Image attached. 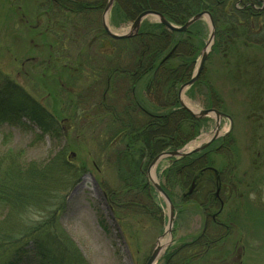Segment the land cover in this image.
<instances>
[{"label": "rangeland", "instance_id": "obj_1", "mask_svg": "<svg viewBox=\"0 0 264 264\" xmlns=\"http://www.w3.org/2000/svg\"><path fill=\"white\" fill-rule=\"evenodd\" d=\"M44 5L47 0H0V84L7 78L22 87L56 117L61 134L58 138H41L40 129L28 121V126L21 128L2 124L0 153L10 149L22 152L27 163L38 165L48 164L62 151L66 158L74 154L70 162L86 166L87 172L63 194V212L57 223L79 249L84 264H146L157 242L170 239L169 234L162 237L169 221V206L153 185L156 182L162 187V174L173 158L165 157L151 169L152 162L144 167L160 207L153 217L160 221L131 216L127 211L117 215L107 195L108 190L122 187L105 148L113 136L105 137L106 125L96 119L103 113L98 104L107 86L101 68L114 54L109 39L95 27L102 21L104 10L93 15L95 23L88 19L89 26L84 30L77 18L71 22L49 21ZM51 13L57 10L53 7ZM146 21L157 22L152 18ZM203 22L207 29L195 41L200 51L210 35L208 20ZM130 25L111 26V30L125 34ZM240 42L227 51L222 47L211 51L202 72L203 85L194 91L195 100L187 93L183 96L185 103L197 111L217 109L232 121L221 122V135H227L229 150H212L214 168L233 167L235 174L234 192H223L221 196L225 200L223 218L230 220L232 216L236 225L222 242V252L219 248L212 253V258H220L216 264H264V48ZM200 61L201 54L196 66ZM206 85L215 93L211 98L206 94ZM207 120L185 152L210 140L216 116L210 115ZM185 190L168 195L176 208V218L166 253L189 241L203 226L200 215L187 207L190 201L183 198ZM29 219L41 218L32 211L26 217ZM241 248L244 254L239 258ZM164 256L157 264H164Z\"/></svg>", "mask_w": 264, "mask_h": 264}, {"label": "trees", "instance_id": "obj_2", "mask_svg": "<svg viewBox=\"0 0 264 264\" xmlns=\"http://www.w3.org/2000/svg\"><path fill=\"white\" fill-rule=\"evenodd\" d=\"M106 4L107 0H47L44 12L50 16L49 21L71 22L77 18L85 30L89 26L87 20L95 23L93 15L105 10ZM53 7L57 13H51ZM146 11L158 12L176 26L208 12L216 26L212 51L220 47L226 51L233 49L239 41L264 48V0H115L110 24L121 28ZM95 27L114 48L109 64L101 68L107 86L98 104L103 113L96 118L106 125L104 136H113L105 148L122 185L119 190H108L107 195L117 215L127 211L131 216L153 219L156 218L153 212L157 215L160 207L145 165L164 152L185 148L200 135L208 121L197 120L179 102V89L192 78L201 54L200 44L195 41L207 26L201 20L187 32H172L159 22L144 21L137 36L123 40L109 38L101 22ZM201 77L187 92L193 100L194 91L203 85ZM206 94L210 98L215 95L209 85ZM208 103L213 105L210 99ZM27 121L40 129L41 138H58L61 134L53 114L22 87L4 79L0 84V125L21 128L28 126ZM228 143L226 138L227 150ZM61 153L43 165L27 163L22 152L10 149L0 153V264H84L79 249L57 219L63 212V194L87 169L73 165L70 157ZM198 155L178 160L164 171L162 187L169 196L178 189L186 191L200 169L214 168L212 152L207 158ZM232 169L216 170L231 181V177L235 179ZM204 179H207L206 195L198 203L208 207L213 204L211 191L215 192V178L210 175ZM32 211L41 219L26 220ZM228 221L224 240L231 236L232 226L236 225L232 216ZM213 235L207 231L201 243L187 241L172 247L163 258L164 264H216L220 258L211 255L219 245L210 241Z\"/></svg>", "mask_w": 264, "mask_h": 264}, {"label": "water", "instance_id": "obj_3", "mask_svg": "<svg viewBox=\"0 0 264 264\" xmlns=\"http://www.w3.org/2000/svg\"><path fill=\"white\" fill-rule=\"evenodd\" d=\"M114 2H115V0H108L107 6H106V8L102 14L103 29H104L105 33L107 34V36L111 39H114V40L130 39V38L137 36L139 34V31L141 29L143 22L147 19H150V18L156 19L160 24L164 25L168 30H170L172 32H187L189 30V28L191 26H193L195 23H197L201 20H205V19L208 20V23L210 26L209 40L201 52L202 58H201L200 63L198 64V68L195 71L193 77L187 83L183 84L179 89V102H180L181 106L185 110H187L197 120H202V119L208 118L210 115L216 116V126H215V129L213 131L212 137L210 138V140L203 143L201 146H198V147H196L193 150L188 151V152H185L184 150H178L175 152L162 153L161 155L157 156L152 161L149 169L156 166L165 157L184 158L186 156H190V155H193V154H196V153L203 151L204 149L209 147L215 140H217L218 138L221 137V120L222 119L231 120L229 116H227L226 114H224L222 112H219L216 109H204V110L195 112L187 106V104L185 103V101L183 99V96L187 92V90L198 82V80H199V78L203 72L204 65H205V62L208 58V55L211 52L212 47L214 45V41H215V37H216V26H215V23L213 21L212 16L208 12H201V13L193 16L192 18H190L183 26H175V25L171 24L162 14L155 12V11H146L137 17V19L130 26L127 33L116 34L115 32H113L111 30V27L109 24V16H110V12L114 6ZM232 127H233V124H232ZM73 156H75V155L71 154V157H73ZM153 186H154L155 190L165 198V200L169 206V210H170L169 221H168L166 231L164 232L162 237L169 234L170 239H169L168 244L165 247L160 245V241L157 242V245L154 248V250H153L152 254L150 255L146 264H157V262H159V260L164 256V254L168 250V248H169V246L173 240V225H174V220H175V208H174V205H173L171 199L169 198L167 193L163 190V188L161 187L160 184L154 182Z\"/></svg>", "mask_w": 264, "mask_h": 264}, {"label": "flooded vegetation", "instance_id": "obj_4", "mask_svg": "<svg viewBox=\"0 0 264 264\" xmlns=\"http://www.w3.org/2000/svg\"><path fill=\"white\" fill-rule=\"evenodd\" d=\"M226 138H227V135L222 136L221 138L215 140L208 148L198 153L199 155L198 154H195V155L207 158L208 154L212 152L213 147H215L214 149L215 151H221L225 147ZM169 161H170V166L177 162V160L175 159H170ZM210 175H213L215 178V181H214L215 192L212 193L211 191L213 204L207 207L205 204L204 205L199 204L198 202L201 199V197H204L206 195V191L204 189L207 183L206 182L207 179H204V177L210 176ZM231 179L232 180L229 181L226 178V176L223 178V175L219 174V172L217 171L216 172L213 171L212 168L210 167L200 169L193 176L192 181L187 188V192L183 195V198L189 199L190 204L187 207L189 209L195 210V212H197V214L200 215V217L203 220V226L201 228V231L198 234L196 233L194 234V236L191 237V239L189 240L190 243L191 242L192 244L201 243L203 241L204 234H206L208 231V234L210 232L214 234L213 238H210V241L220 246V247H217L215 250H218L220 248L219 250L222 252L223 248H221L222 247L221 244L222 242H224V237L222 236L226 235V234L225 235L223 234L227 231V228H228L227 226L228 218H223L225 200L222 198L221 193L224 192L225 194L231 195L234 192V188H235L234 179L233 177H231ZM202 181H203V184H201ZM203 199H205V197ZM175 218H176V208H175ZM214 224H216L215 228H213ZM186 242H183L181 244H184ZM240 251H243V248H241ZM213 254H216V253H213ZM243 254H244V251L242 252V254L239 255V258H241V255ZM209 255H211V253ZM200 264H203V262H201Z\"/></svg>", "mask_w": 264, "mask_h": 264}, {"label": "bare ground", "instance_id": "obj_5", "mask_svg": "<svg viewBox=\"0 0 264 264\" xmlns=\"http://www.w3.org/2000/svg\"><path fill=\"white\" fill-rule=\"evenodd\" d=\"M186 104H187V106H188L190 109H192L193 111H195V112L197 111V110L194 109L192 106H190L188 103H186ZM168 242H169V241H168L167 239H166V240H165V239H164V240H160V245L163 246V247H165V246L168 244Z\"/></svg>", "mask_w": 264, "mask_h": 264}]
</instances>
